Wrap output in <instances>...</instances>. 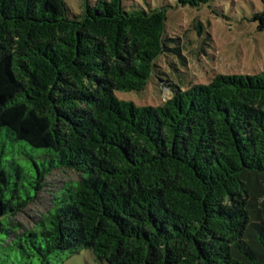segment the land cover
<instances>
[{
	"label": "trees",
	"instance_id": "1",
	"mask_svg": "<svg viewBox=\"0 0 264 264\" xmlns=\"http://www.w3.org/2000/svg\"><path fill=\"white\" fill-rule=\"evenodd\" d=\"M82 1L0 0V264H264V70L178 86L166 6ZM55 170L79 177L29 227Z\"/></svg>",
	"mask_w": 264,
	"mask_h": 264
},
{
	"label": "rangeland",
	"instance_id": "2",
	"mask_svg": "<svg viewBox=\"0 0 264 264\" xmlns=\"http://www.w3.org/2000/svg\"><path fill=\"white\" fill-rule=\"evenodd\" d=\"M94 0H91L93 2ZM71 15L83 11L82 0H65ZM127 8L166 6L167 31L179 37L182 54L162 58V70L178 86L207 83L216 73H256L264 70V29H258L254 15L264 11V0H211L200 6L180 5L176 0H124ZM172 63V64H171ZM167 79L165 75H161ZM121 99L137 104H157L160 98L172 95L169 86L156 78L144 91H116ZM29 151L33 149L26 147ZM76 172L55 170L47 176V186L38 198L18 216L31 227L51 203L54 191L70 179L78 178ZM61 264H100L92 252L83 249L66 258Z\"/></svg>",
	"mask_w": 264,
	"mask_h": 264
}]
</instances>
